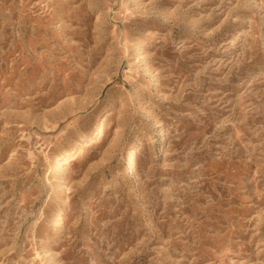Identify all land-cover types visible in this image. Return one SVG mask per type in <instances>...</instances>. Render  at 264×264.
Here are the masks:
<instances>
[{"label": "rangeland", "instance_id": "rangeland-1", "mask_svg": "<svg viewBox=\"0 0 264 264\" xmlns=\"http://www.w3.org/2000/svg\"><path fill=\"white\" fill-rule=\"evenodd\" d=\"M0 264H264V0H0Z\"/></svg>", "mask_w": 264, "mask_h": 264}, {"label": "bare ground", "instance_id": "bare-ground-1", "mask_svg": "<svg viewBox=\"0 0 264 264\" xmlns=\"http://www.w3.org/2000/svg\"><path fill=\"white\" fill-rule=\"evenodd\" d=\"M103 115L104 114L100 115V117L97 120L96 125L98 123H100V122L102 123ZM137 137H138V133L135 132V134L132 136V139L130 140V142L128 144V147H127V149L130 150V161L131 162H134L135 161V155H134L133 149H134V143H135V140L137 139Z\"/></svg>", "mask_w": 264, "mask_h": 264}]
</instances>
